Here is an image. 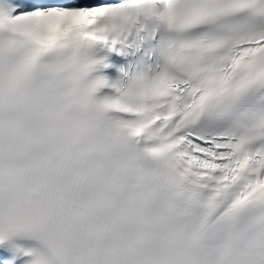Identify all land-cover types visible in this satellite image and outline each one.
<instances>
[{
  "label": "snow or ice",
  "instance_id": "snow-or-ice-1",
  "mask_svg": "<svg viewBox=\"0 0 264 264\" xmlns=\"http://www.w3.org/2000/svg\"><path fill=\"white\" fill-rule=\"evenodd\" d=\"M0 264H264V0H0Z\"/></svg>",
  "mask_w": 264,
  "mask_h": 264
}]
</instances>
